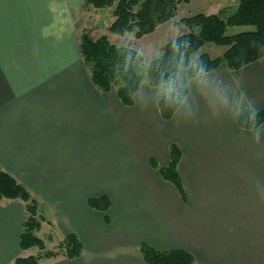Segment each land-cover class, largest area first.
<instances>
[{"label": "crops", "instance_id": "1", "mask_svg": "<svg viewBox=\"0 0 264 264\" xmlns=\"http://www.w3.org/2000/svg\"><path fill=\"white\" fill-rule=\"evenodd\" d=\"M55 1L0 0V169L31 195L68 211L61 218L68 223L64 234L77 235L83 245L78 258H43L39 264H149L142 243L160 251L184 249L195 264H264V128L257 143L253 129L238 125L239 116L213 112L196 77L188 83V107L180 106L169 120L158 107L160 86L150 80L143 79L126 106L115 91L94 86L78 37L73 49L58 38L52 44L41 38L21 47L9 43L11 30L15 35L20 29L13 23L26 19L13 14L14 4ZM85 1L70 0L76 7ZM223 1L208 13L239 2ZM181 19L176 14L151 34L170 24L171 31L152 45L155 54L162 55L180 28L187 33L177 25ZM57 48L68 51L66 59H55ZM134 50L145 60L142 49ZM209 74L264 111V59L239 70L222 64ZM246 111L245 105L241 114ZM174 144L182 152V193L151 164L166 167ZM103 196L110 200L107 212L88 205ZM25 218L23 202L0 200V264L34 255L20 248Z\"/></svg>", "mask_w": 264, "mask_h": 264}, {"label": "trees", "instance_id": "2", "mask_svg": "<svg viewBox=\"0 0 264 264\" xmlns=\"http://www.w3.org/2000/svg\"><path fill=\"white\" fill-rule=\"evenodd\" d=\"M188 0H119L113 10L114 20L108 27L111 34L125 36L134 34L136 39L150 35L156 29L175 18L178 7ZM115 0H86L85 4L93 9L114 6ZM230 9L224 8L218 14L199 13L182 18L177 25L185 26L188 32L177 37L163 47L160 57L149 64V80L154 87L160 86L175 76L182 90V97L189 94L188 83L197 75V67L203 66L213 72L222 64L231 70L264 59V0H239L236 11L229 17L222 14ZM229 27H253L254 30L227 35ZM214 43L227 47L224 54L212 58L209 54L199 55L195 61L192 57L205 44ZM79 52L84 65L90 72L94 86L102 92L115 91L123 104L130 106L143 81V57L133 48L117 46L104 35L94 39L84 33L79 42ZM162 117L169 120L180 107L178 102L168 103L164 99L158 102ZM238 125L244 129H253L247 120V111L241 114ZM258 123L264 124V111H260ZM170 161L166 167H158L165 181L173 184L180 193L183 192L182 181L178 171L182 152L176 144L171 145ZM0 200L21 201L25 205L26 218L20 235L21 250L39 249L37 254L18 257L14 264H39L43 258L67 259L78 258L83 245L77 235L71 233L62 238L58 249L50 250L45 241L38 236L43 224L50 221L40 211L37 201L28 189L10 173L0 169ZM88 205L98 211L110 209L108 197L91 198ZM108 220V217H106ZM140 252L149 264H195L194 256L184 249L160 251L142 243Z\"/></svg>", "mask_w": 264, "mask_h": 264}, {"label": "rangeland", "instance_id": "3", "mask_svg": "<svg viewBox=\"0 0 264 264\" xmlns=\"http://www.w3.org/2000/svg\"><path fill=\"white\" fill-rule=\"evenodd\" d=\"M118 1L119 0H115L114 6L97 10L87 6L85 2L83 5L76 7L70 0H56L53 4L46 2L40 4H20L22 7L21 9L19 4H14L13 14L15 13L14 15L17 16L18 13H23L26 19L17 21L19 24L13 23L12 27H19L20 29L15 30V35L14 30H11L12 34L9 43L12 45H20L21 47L25 44L30 45L32 40H40L41 38L43 42L52 44L57 41L58 38L60 39L59 45L63 46L69 43V45H71L70 49H73L74 45L71 43L74 41L73 37H78V42H80V38L84 33H89L94 39L106 35L114 45L133 49L138 48L145 52L143 53L145 58L143 63V79L147 81L149 80L150 62L154 60V58L160 56L151 50L152 45H159L161 34L164 31H171L170 24H166L165 27L161 28L156 34H150L151 36L145 37L142 42L138 41L134 34H126L125 36L111 34L108 31V27L114 20L113 10ZM224 2L223 0H190L189 3L185 2L181 5L177 13V18L181 19L183 17L192 16L191 14L198 13L209 14V7L217 6L219 3L225 6L227 2ZM54 4L56 7L53 6ZM228 6H230V9L222 14L223 18L231 16L237 9V4L231 3ZM27 24H29V26ZM250 30H254V28L229 27L227 35H234ZM40 32L41 36L39 34ZM182 32L183 30L180 28L175 32V36H181L183 34ZM226 50L227 47L218 46L214 43H207L192 57V60L195 61L196 58L203 53L209 54L212 58H217L222 56ZM51 53L56 57L55 59L63 57L60 58L62 60L66 59L69 55L68 51L63 48H57ZM82 65H84L83 60ZM85 68L90 74L86 66ZM32 197L37 201L42 214L50 221V224H43V229L38 236L45 241L48 249H58L59 245L62 243V238L65 237L64 232L68 226V223L61 218L68 215V211H58L47 202H43L40 197H35L34 195H32ZM92 219L96 220L95 216H93ZM68 228H70V226ZM39 251L40 250L36 248L33 250V254H37Z\"/></svg>", "mask_w": 264, "mask_h": 264}, {"label": "clouds", "instance_id": "4", "mask_svg": "<svg viewBox=\"0 0 264 264\" xmlns=\"http://www.w3.org/2000/svg\"><path fill=\"white\" fill-rule=\"evenodd\" d=\"M196 85L201 98L213 112L231 111L240 116L247 108V120L253 128L255 142H260L261 128L264 124L258 123L260 109L246 97H237L229 93L228 89L217 79L213 78L203 66L197 67ZM157 96L168 103L178 102L181 107L187 108L188 101L182 97V90L178 86L175 76L163 82L157 89Z\"/></svg>", "mask_w": 264, "mask_h": 264}]
</instances>
